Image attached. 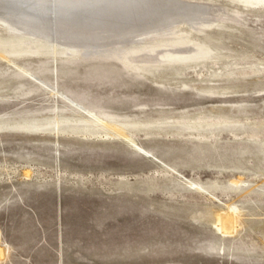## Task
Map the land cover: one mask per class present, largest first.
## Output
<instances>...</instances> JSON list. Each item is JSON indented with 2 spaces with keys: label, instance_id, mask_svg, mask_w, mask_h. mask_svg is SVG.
<instances>
[{
  "label": "rangeland",
  "instance_id": "1",
  "mask_svg": "<svg viewBox=\"0 0 264 264\" xmlns=\"http://www.w3.org/2000/svg\"><path fill=\"white\" fill-rule=\"evenodd\" d=\"M180 1L207 7L199 23L106 45L119 55L0 23V40L40 43L14 62L57 90L0 59V117L55 108L91 125L85 135L0 128V264H264V141L246 136L264 121V1ZM102 25L89 31L117 26Z\"/></svg>",
  "mask_w": 264,
  "mask_h": 264
},
{
  "label": "bare ground",
  "instance_id": "2",
  "mask_svg": "<svg viewBox=\"0 0 264 264\" xmlns=\"http://www.w3.org/2000/svg\"><path fill=\"white\" fill-rule=\"evenodd\" d=\"M206 8L207 7L201 4H194L189 2L183 3L180 0H0V23L4 24L5 27H8L9 29L11 27L13 30L15 29L20 30L22 31V33L26 35L29 34L30 37L33 39L38 38V40H43L42 38L47 36L48 37L47 39H51L54 43L62 42L69 45H73L76 44V42H79L78 44L81 46L80 48H84V50H87L88 53H90L91 51L102 52L103 50V52L105 51L109 53L115 52L117 55H119L122 50L118 48L115 49L110 46L106 47V45L113 42H119L121 38L125 37V35L128 34L129 36H131L130 34H135L138 32L147 33L151 31L158 33L161 31L163 32L168 31L172 25H174L179 21H186L189 24H197L203 18V15L206 12ZM114 10L120 12L115 17L116 21H113L114 18H112L111 21L109 20L106 21L105 17L111 16V12ZM127 12L128 13L132 12V13L127 15ZM130 15H132V17H130ZM136 17H138V19H141V21H134L126 25L121 24L124 20L133 19ZM107 22L116 23L117 26H112L115 27L112 30L107 29V27H109L107 26L105 27V29H102V32L89 31L98 28L100 25L103 26L102 23H107ZM78 26L87 29L88 32L78 31L77 30ZM19 40L20 41L18 42L20 43V45L12 44V42L8 39L0 40V59H3L8 64L14 65L15 68L17 69V73L12 76L19 77L22 75H28L31 78H33V80L37 83L36 85L43 88H50L49 92L51 93L57 92L54 86H50L44 83L40 79V77H37V74L34 75L35 73H32L30 70H29L30 72L27 71L25 69L27 67L25 68L20 67L17 65L18 63L16 64L14 62L15 60L14 58L17 57L19 54H24V53L27 54L29 52L31 53V49H29V46L26 45V44L29 45L30 43L26 42L23 39H19ZM195 43L193 42V44ZM39 44L40 43L30 44V46L36 49V47ZM195 45L197 46L198 43ZM76 51H80V50L78 49ZM198 54H200V56ZM198 54L196 55L199 57H203L205 59L209 58L212 53L210 51V47H208V44L201 43L199 45ZM47 59L49 58L47 57ZM190 63L188 62L187 65H190ZM157 67L159 66L157 65ZM4 72L5 71L0 70V75H3ZM6 84L7 83H5V85ZM1 88L3 87L1 86ZM22 88H23L22 84H19L16 86L15 89L20 90ZM62 97L63 100L66 101L69 105L74 106L80 109L82 112H84L83 113L84 115L82 117L85 122L95 123V121L93 120L94 114L92 113V110L87 109L83 105L81 106L77 104L78 102L75 99L74 100L77 103H75L73 99L72 100L69 99L70 97L68 98L66 96H62ZM52 110H53L52 111L53 115L52 116L49 115V117L35 116V115H23L19 118L0 117V128L15 127V129L22 128V129H27L29 131L49 130V131H54L55 133L64 134V132H68L70 134L81 133L84 135L87 133L89 128H91V125L87 123L81 125L82 123L80 122L82 121V119L81 120L75 119L77 117L74 118L73 115L71 114H67L65 112L62 113L61 109L58 110L54 108ZM104 118L108 119L107 117ZM226 120L228 119L223 118L221 119V121L217 119V120H213V122L214 123L226 122ZM78 122L80 123V125ZM110 122L112 123L113 120H110ZM106 124H110V123H106ZM253 126L254 128H251L250 131L246 133V136L248 138H252L258 141H264V121H255L253 123ZM257 171L263 172L264 168L261 167ZM26 175H28V173ZM213 227L216 230V232H218L221 236L225 235L224 232L220 229L217 221H213ZM251 246H253V244ZM228 247L230 249L229 250L230 252L228 253L232 254L233 256L241 254L243 253L244 250L245 251L247 250V249L243 250L240 246H236L234 248L233 246L230 245ZM209 249L211 251L212 250L221 251L225 248L222 246V244L216 243L214 241H210ZM4 252H5L4 248H0V257H3V254H5Z\"/></svg>",
  "mask_w": 264,
  "mask_h": 264
}]
</instances>
